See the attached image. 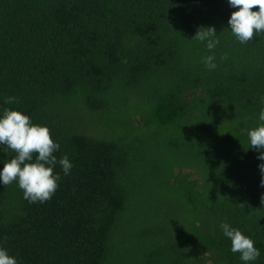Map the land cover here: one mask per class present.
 I'll use <instances>...</instances> for the list:
<instances>
[{
	"label": "trees",
	"instance_id": "16d2710c",
	"mask_svg": "<svg viewBox=\"0 0 264 264\" xmlns=\"http://www.w3.org/2000/svg\"><path fill=\"white\" fill-rule=\"evenodd\" d=\"M236 10L0 0V115L48 127L54 155L73 165H56L44 203L0 184V246L18 264H245L222 223L260 250L248 264H264V161L248 137L264 124V34L241 44L228 25ZM209 26L211 51L192 38ZM14 156L0 145V170Z\"/></svg>",
	"mask_w": 264,
	"mask_h": 264
},
{
	"label": "clouds",
	"instance_id": "9594fccd",
	"mask_svg": "<svg viewBox=\"0 0 264 264\" xmlns=\"http://www.w3.org/2000/svg\"><path fill=\"white\" fill-rule=\"evenodd\" d=\"M235 9L231 13L228 25L231 33L241 44L251 41L257 34H264V0H228ZM258 8V11H253ZM200 42H207L209 51L219 44L214 26L200 27L192 37ZM221 59H226L222 56ZM215 55L206 56L203 63L209 70L217 67ZM16 97H6L5 104L17 103ZM259 119L264 121V110ZM251 148L259 152L258 159L264 161V124L248 132ZM0 145H4L15 153V156L3 165L0 170V184L8 186L18 183L23 190L24 199L30 203H44L52 199L58 188L60 179L54 174V168L59 164L65 175L73 167L65 155L59 160L54 153L60 145L51 137L48 127L34 124L30 116L22 112L5 108L0 115ZM35 159L33 160V158ZM261 172V186H264V163L259 165ZM264 204V195L261 196ZM224 235L231 241V251L239 253L240 259L248 264L260 256V250L254 241L244 235L239 229L228 223L220 225ZM0 264H18L17 258L10 256L7 249L0 246Z\"/></svg>",
	"mask_w": 264,
	"mask_h": 264
}]
</instances>
